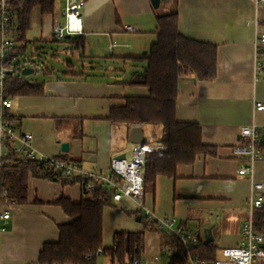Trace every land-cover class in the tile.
<instances>
[{"label": "crops", "instance_id": "crops-1", "mask_svg": "<svg viewBox=\"0 0 264 264\" xmlns=\"http://www.w3.org/2000/svg\"><path fill=\"white\" fill-rule=\"evenodd\" d=\"M63 8L52 16L49 38L44 14L39 6L33 8L26 32L29 44H42L51 38L53 24L58 17L63 20ZM172 11L178 12L181 33L217 46L216 78L181 77L176 110L179 121L200 124L203 143L213 146L215 153L201 154L193 164L179 165L175 177L158 175L155 190L145 192L142 201L124 197L105 206L103 246L112 247L116 231H143L140 214L146 216V209L157 219L177 216L178 225L198 231L201 227L194 220L208 209L222 216L218 225L211 226L208 221L203 230L212 228L214 242V231L219 230L223 243L215 244L220 256L222 249L237 246L241 239L252 178L264 183V160L255 162L253 175H241L238 169L248 162L231 152L240 140L242 126L264 125V110L254 107L255 101L264 102V43L255 42V37L264 33V3L256 7L255 0H167L155 8L151 0H86L83 33L71 36L78 37V41H71L81 43L82 48L90 42L99 50L104 43L117 64L114 76L97 81L74 71L58 75L48 70L40 81L27 77L31 83H43V93L13 96L11 112L21 130L33 133L39 153L64 155V160L78 163L84 171L109 175L111 159L132 152L133 125L143 128L146 142H160L164 135L161 123L127 125L113 123L108 117L126 97L148 95L146 86L129 83L147 67L144 59L134 57L148 53L157 39V17ZM127 26L137 30L128 32ZM111 42L113 47L109 48ZM64 141L70 144L68 152L61 150ZM62 195L75 202L90 196L79 182L63 185L29 174L27 201L17 202L7 230L0 235V264L36 262L44 243L58 241V226L73 220L55 203ZM168 250L160 232H145L142 260L157 256L159 264H168ZM97 255V264H112L104 252Z\"/></svg>", "mask_w": 264, "mask_h": 264}, {"label": "trees", "instance_id": "trees-1", "mask_svg": "<svg viewBox=\"0 0 264 264\" xmlns=\"http://www.w3.org/2000/svg\"><path fill=\"white\" fill-rule=\"evenodd\" d=\"M58 0H15L17 10L16 39L25 52L29 41L26 32L34 7L39 6L43 14L53 13ZM157 39L147 54L134 57L144 59L147 67L129 81L130 84L148 88L147 96H129L122 105L113 107L108 119L113 123H161L165 132L160 142L165 151L149 152L145 157L144 193L155 190L158 175L175 177L182 164H193L201 154H213L215 149L202 141V128L197 122L179 121L176 116L178 84L181 77L194 74L197 79L211 81L217 75V46L184 35L179 30L177 11L160 14L157 17ZM78 41L72 37L69 41ZM82 42V41H81ZM81 44V43H80ZM79 44V45H80ZM36 71V70H35ZM43 83H31L27 77L11 76L5 81L7 96L37 95L43 93ZM14 120V118H13ZM264 148V146H263ZM63 159L65 156H61ZM9 175L11 188L9 196L18 203L27 201L28 177L49 178L63 185H82L92 181L94 188L89 197L78 202L62 195L55 203L60 205L73 220L59 225V239L46 242L33 264H97L100 249L112 264H130L134 257L141 259L145 246V232L156 230L163 236L169 248L173 264H188V254L180 237L160 227L158 221L140 214L144 224L141 232L116 231L112 247L103 246V209L112 205L113 192L99 180L68 179L60 172L48 171L46 164L30 160H19ZM254 221L259 229L264 227V207L256 209ZM214 241L205 242L203 236L193 253L204 260L213 261L218 256Z\"/></svg>", "mask_w": 264, "mask_h": 264}, {"label": "built area", "instance_id": "built-area-1", "mask_svg": "<svg viewBox=\"0 0 264 264\" xmlns=\"http://www.w3.org/2000/svg\"><path fill=\"white\" fill-rule=\"evenodd\" d=\"M15 0H0V235L7 230L13 218L18 203L9 196L11 182L9 175L12 167L19 160L36 161L46 164L48 171L60 172L68 179H97L106 188L113 192V200L119 201L129 197L142 201L144 197V165L145 157L149 152L165 150L160 142H137L133 144L130 155L115 156L110 162L109 175L84 171L76 162L67 161L55 156H47L38 152L34 146V135L21 130L13 120L11 112L12 97L4 92L5 81L11 76H22V70L30 57L27 50H20L21 43L16 39L17 10ZM86 0H65L62 10L63 20L59 17L52 27V37L55 40H64L67 35L76 36L83 33L82 9ZM264 0H255L256 7ZM125 30L135 32L134 26H127ZM255 42L264 43V33L255 37ZM113 43H109V48ZM257 69L262 63L258 60ZM256 111L264 110V102L255 101ZM240 140L231 147L234 157L245 159L248 165L238 169V173L253 175L254 164L264 160V125L251 123L244 125L239 131ZM86 190L91 191L94 183L89 181L83 184ZM248 217L244 220L241 229V239L237 246L221 250L220 256L213 261H207L193 253L198 246L202 234L198 230L188 229L177 224L176 217L165 216L157 219L149 209L145 215L158 221L160 227L174 232L180 237L188 254V264H263L264 262V227L259 229L254 221L256 209L264 207V183L252 178L251 191L248 198ZM103 252L102 250L98 251ZM168 264H173L171 251L168 250ZM33 264V263H25ZM60 264V263H53ZM72 264V263H65ZM130 264H159L158 257L140 259L134 257Z\"/></svg>", "mask_w": 264, "mask_h": 264}, {"label": "rangeland", "instance_id": "rangeland-1", "mask_svg": "<svg viewBox=\"0 0 264 264\" xmlns=\"http://www.w3.org/2000/svg\"><path fill=\"white\" fill-rule=\"evenodd\" d=\"M65 6V0H58L56 3V11L53 13L44 14V26L47 29V38L50 37L51 23L54 15L58 9ZM53 16V17H52ZM27 56L30 57V62L25 66L35 68V72L28 76V79L40 81L45 77V73L50 70L58 75H62L64 71H74L83 74L86 79L90 80H108L113 77V68L117 67L116 62L112 60L110 51L105 44L101 45V49H95L90 42H86L84 47L79 46L78 43L64 40H55L52 35L51 38L42 44H29L27 48ZM141 64V63H137ZM13 99V98H12ZM204 214L197 216L194 220L195 224L201 227V234L204 237V226L209 221L211 226L220 222V214L218 211L210 212L208 209H203ZM176 219L178 218L175 216ZM214 235L216 237L215 243L220 245V233L215 229Z\"/></svg>", "mask_w": 264, "mask_h": 264}, {"label": "water", "instance_id": "water-1", "mask_svg": "<svg viewBox=\"0 0 264 264\" xmlns=\"http://www.w3.org/2000/svg\"><path fill=\"white\" fill-rule=\"evenodd\" d=\"M161 1H167V0H151V3L155 8H158ZM71 35H67L66 39H70ZM35 72V68L32 66L30 67H24L22 70V74L26 77L32 75ZM131 141L134 143L137 142H143L144 141V136H143V128L140 125H133L131 127ZM70 148V144L67 141H64L61 143V150L63 152H68ZM125 155H121V157H124ZM84 187V186H83ZM85 188V187H84ZM141 218L138 216L137 220H140ZM204 241L205 242H211L214 241V236L212 233V228H207L204 231Z\"/></svg>", "mask_w": 264, "mask_h": 264}]
</instances>
